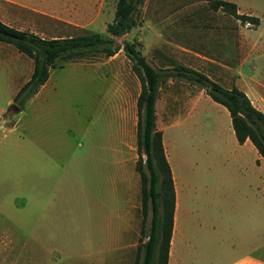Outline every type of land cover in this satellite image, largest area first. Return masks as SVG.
<instances>
[{"label":"rangeland","instance_id":"1","mask_svg":"<svg viewBox=\"0 0 264 264\" xmlns=\"http://www.w3.org/2000/svg\"><path fill=\"white\" fill-rule=\"evenodd\" d=\"M115 1L22 0L18 8L0 0V19L43 38L106 36ZM231 1L242 13L258 17L259 24L213 10L206 0H142L134 12L135 26L111 36L112 45L120 46L112 54L119 66L118 80L131 85L130 76L137 77L121 48L124 42H134L146 62L161 73L162 88L168 79H185L176 74L175 65L182 61L223 88L237 86L264 113V0ZM3 43L0 46L13 54L0 55L12 58L19 53L32 65L14 45ZM179 44L199 56L181 52ZM108 57L102 51L88 52L69 61L86 62L85 67L68 63L53 69L40 99L29 98L17 105L19 110L6 102L26 75V64L17 63L10 75L8 65L0 61V264H143L150 233L154 238L149 264L158 263L159 220L152 229L149 208L142 224L141 201L131 216L122 163L113 167L112 194L110 172H100L94 157L99 145H110L109 135L118 131L112 108L101 106L110 85L92 67L102 62L104 72L109 71ZM62 62L68 61L57 64ZM202 106L196 129L209 138L205 168L221 175L223 185L236 175H252L262 186L264 219V163L257 162L251 144L235 140L223 106L208 97ZM142 168L148 176L144 162Z\"/></svg>","mask_w":264,"mask_h":264},{"label":"crops","instance_id":"2","mask_svg":"<svg viewBox=\"0 0 264 264\" xmlns=\"http://www.w3.org/2000/svg\"><path fill=\"white\" fill-rule=\"evenodd\" d=\"M7 1L13 2L18 8L22 5V0H2V5L5 6ZM235 5L238 14L255 16L242 13L236 3ZM0 21L9 25L2 19ZM184 26L182 30L186 31ZM178 47L183 53L191 52L193 56H199L183 44H179ZM0 51H3L2 54L4 51L13 54L5 45L0 46ZM114 58L112 55L105 61L108 63L109 71L104 72L102 62L92 66L96 67L99 78L110 85L102 98L101 106L103 109L112 108L111 113L119 122L118 131L109 135L110 145L100 144L98 154L94 157L97 163H100V172H110L108 182L112 194L116 182L113 167L116 168L122 163L125 180L129 182L128 191L131 193L128 199L131 215L132 209H135L141 201L140 177L135 168L138 157L135 137L136 99L140 82L132 75L131 85H127L123 80L119 81L117 78L119 66L113 62ZM0 61L8 65L10 75L14 72L12 70L16 69L17 63H24L27 67L23 80L17 84L6 102L14 104L16 93L30 78L33 62L30 65V61L24 60L19 53H14L12 58L0 55ZM68 63L86 66V62L83 61H68L51 67L45 83L30 97L31 102L40 99L49 86L52 70L57 67L62 68ZM180 63L195 70L185 62L180 61ZM105 77L109 79H104ZM184 80L175 83L168 79L164 88L158 84L154 103L155 125L162 133V144L171 171L175 197L167 264H264L262 186L257 185L252 175L246 174L236 175L232 183L223 185L221 175L205 168V164L209 161V138L207 133L198 131L196 125L203 110L202 103L210 97L203 88H198L191 84L192 82ZM228 118L230 128L232 125L229 113ZM246 144L253 146L249 140H245L240 145ZM253 148L258 158L257 162L264 163L254 146ZM103 174L108 176L107 173L102 172V176Z\"/></svg>","mask_w":264,"mask_h":264},{"label":"trees","instance_id":"3","mask_svg":"<svg viewBox=\"0 0 264 264\" xmlns=\"http://www.w3.org/2000/svg\"><path fill=\"white\" fill-rule=\"evenodd\" d=\"M141 1L116 0L113 19L106 25L108 33L106 36L99 33H84L69 37L43 38L0 21V41L14 45L19 52L31 58L33 62L30 78L16 93L14 103L21 107L34 95L47 80L49 69L55 67L58 60L79 59L88 52L102 51L107 56L112 55L120 46L112 45L115 39L111 36L119 37L135 26L134 12ZM206 1L213 10L223 9L244 22L247 21L254 25L259 23V19L255 16L238 14L233 2ZM121 48L132 61V71L137 75L141 84L137 97L136 147L138 159L136 170L141 182L142 224L150 208L152 229L155 220H159L160 224L157 264H167L175 197L171 171L162 144V133L155 125L154 103L162 75L146 62L134 42H124ZM175 67L177 76L198 83L213 101L227 109L238 143L249 140L264 161V113L252 104L247 94L235 85L223 88L203 73L189 67L183 65H175ZM143 162L148 176L143 171ZM153 238V233H150L145 244L143 264H149Z\"/></svg>","mask_w":264,"mask_h":264},{"label":"water","instance_id":"4","mask_svg":"<svg viewBox=\"0 0 264 264\" xmlns=\"http://www.w3.org/2000/svg\"><path fill=\"white\" fill-rule=\"evenodd\" d=\"M12 107H13V108H17V110H19V108L17 107L16 104H13Z\"/></svg>","mask_w":264,"mask_h":264}]
</instances>
